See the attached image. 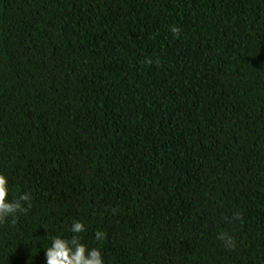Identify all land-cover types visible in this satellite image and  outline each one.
Returning <instances> with one entry per match:
<instances>
[{
  "label": "trees",
  "instance_id": "trees-1",
  "mask_svg": "<svg viewBox=\"0 0 264 264\" xmlns=\"http://www.w3.org/2000/svg\"><path fill=\"white\" fill-rule=\"evenodd\" d=\"M0 172V264H264V0H0Z\"/></svg>",
  "mask_w": 264,
  "mask_h": 264
},
{
  "label": "clouds",
  "instance_id": "clouds-1",
  "mask_svg": "<svg viewBox=\"0 0 264 264\" xmlns=\"http://www.w3.org/2000/svg\"><path fill=\"white\" fill-rule=\"evenodd\" d=\"M175 36L179 34V28L173 25L170 28ZM9 178L0 172V223L6 218L11 217L14 222L18 213L26 212L23 202L30 200L28 192L18 193L13 198H9L10 187ZM85 226L81 221H73L70 231L73 234H80L85 231ZM96 239L103 238V232H96ZM224 246L233 247V238L220 233L217 237ZM45 250V264H105L99 248H89L80 242L78 235H72L69 239L62 238L60 235L51 237V244Z\"/></svg>",
  "mask_w": 264,
  "mask_h": 264
}]
</instances>
